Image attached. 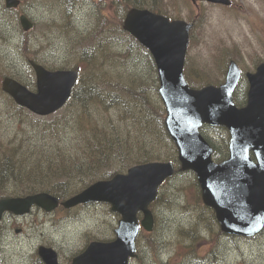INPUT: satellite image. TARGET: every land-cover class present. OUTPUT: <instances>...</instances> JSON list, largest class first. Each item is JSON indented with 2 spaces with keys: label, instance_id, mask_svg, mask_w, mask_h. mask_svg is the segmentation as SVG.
<instances>
[{
  "label": "rangeland",
  "instance_id": "374dc122",
  "mask_svg": "<svg viewBox=\"0 0 264 264\" xmlns=\"http://www.w3.org/2000/svg\"><path fill=\"white\" fill-rule=\"evenodd\" d=\"M123 2L22 0L19 8H8L6 1L0 0V143L22 137L23 128L30 122L21 116L23 111L18 110L13 99L2 90L4 77L14 76L34 85L35 73L30 59L54 69L75 66L80 55L78 50L91 47L90 41L80 38L81 32L90 35L94 24L99 26L96 23L99 14L118 15ZM140 6L136 7L193 23L185 63V76L192 87L223 82L230 60L237 61L244 72L264 60V0H233L229 6L209 1L142 0ZM71 7L73 10L69 12ZM22 13L34 21V27L27 33L20 20ZM103 40H108L106 32ZM108 52L109 57L100 55V63L89 68L82 65L80 78L101 76L105 82L125 85L134 84L136 79L144 78L149 83L159 79L155 76L158 72L152 57L138 45L130 47L129 42L113 41L107 46ZM247 88L244 75L238 89L243 99ZM157 98L163 104L159 93ZM164 111L166 113V108ZM113 118L120 120L119 115ZM124 127L127 134L133 135L138 128L133 119L124 121ZM202 133L212 139L220 151L225 149L220 129L208 125ZM162 145L159 150L176 152L178 156L173 139ZM214 158L221 160L215 155ZM174 162L179 168V163ZM35 181L38 180L9 184L8 196H15L14 190L30 185L33 192L47 191V186ZM199 191L201 194L197 175L192 170L176 172L166 180L159 199L151 206L155 215L154 229L152 232L143 229L137 240L138 257L130 264H264V229L252 237L224 233L215 211L205 204L207 208L199 205ZM118 221L119 215L108 203L67 210L60 207L52 212L34 207L24 215L7 212L0 223V264H43L38 252L41 245L54 247L60 264H69L89 241L113 240Z\"/></svg>",
  "mask_w": 264,
  "mask_h": 264
},
{
  "label": "water",
  "instance_id": "95a60500",
  "mask_svg": "<svg viewBox=\"0 0 264 264\" xmlns=\"http://www.w3.org/2000/svg\"><path fill=\"white\" fill-rule=\"evenodd\" d=\"M207 1L232 3V0ZM19 3L20 0H7L9 7ZM21 21L25 29L32 26L25 15ZM192 26L186 20L136 7L128 11L124 20V28L155 58L159 92L167 110L166 127L177 145L182 168L196 172L203 201L215 209L225 232L252 236L264 227V62L255 72L247 73L250 88L245 106L239 107L234 101L242 73L235 60L230 61L226 80L221 85L192 88L184 74ZM32 64L37 73V92L11 77L4 79L3 88L18 104L36 114L54 113L70 98L80 68L51 71L35 62ZM205 123L223 125L230 130L227 159L220 162L213 159L214 149L201 133ZM174 170L171 161L136 164L127 172L99 180L63 201L67 208L93 201L110 202L112 209L122 215L116 239L91 242L74 257L73 264H129L130 258L137 255L136 240L141 225L148 231L154 228L150 204ZM59 204V198L47 192L3 198L0 220L6 211L24 214L33 205L52 210ZM139 212L144 214L141 220ZM39 253L47 264H59L53 248L41 246Z\"/></svg>",
  "mask_w": 264,
  "mask_h": 264
},
{
  "label": "trees",
  "instance_id": "16d2710c",
  "mask_svg": "<svg viewBox=\"0 0 264 264\" xmlns=\"http://www.w3.org/2000/svg\"><path fill=\"white\" fill-rule=\"evenodd\" d=\"M140 2L142 0H124L118 15L112 17L100 13L99 21L96 22L99 26L94 24L90 35L81 32L80 38L90 41L91 47L84 46V49L78 50L80 55L75 66L85 65L89 68L96 62L100 63V55L109 57L111 54L106 53L107 46L119 40L129 42L130 47L138 45L152 57L149 50L123 28L128 9L140 6ZM71 10L73 7L69 12ZM105 32L107 42L103 40ZM97 53L100 54L97 56ZM151 59L157 69L153 57ZM155 76L158 77V74ZM136 80L134 84L125 85L105 82L101 76L81 77L68 103L59 111L62 112L53 118L49 117L55 114L37 116L13 101L18 110L23 111L21 116L30 122L23 128L22 137H13L7 143H0V199L8 196L9 184L33 183V180L47 186V191L60 199H65L98 179L110 178L133 164L151 160L172 159L179 163L175 173L181 172L177 153L159 150L167 140L172 141L165 126V108L160 98L156 100L159 79L152 83L146 82L144 78ZM235 99L237 103L243 100L238 90ZM118 115L120 120L113 118ZM127 119H133L138 126L134 135L127 134L125 130L124 121ZM130 126L127 124V127ZM216 128L220 129L226 147L220 151L212 139L210 142L215 149L214 155L223 159L228 156L230 133L225 127ZM32 189L30 185L14 192L16 195H26L34 193ZM198 195L199 205L207 208L200 191Z\"/></svg>",
  "mask_w": 264,
  "mask_h": 264
},
{
  "label": "flooded vegetation",
  "instance_id": "af4514ba",
  "mask_svg": "<svg viewBox=\"0 0 264 264\" xmlns=\"http://www.w3.org/2000/svg\"><path fill=\"white\" fill-rule=\"evenodd\" d=\"M69 264H71V263H69Z\"/></svg>",
  "mask_w": 264,
  "mask_h": 264
}]
</instances>
